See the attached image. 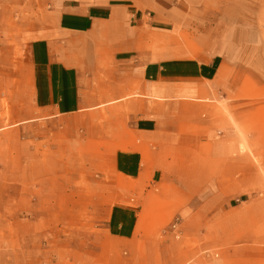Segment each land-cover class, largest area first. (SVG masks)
Returning <instances> with one entry per match:
<instances>
[{
    "label": "rangeland",
    "instance_id": "1",
    "mask_svg": "<svg viewBox=\"0 0 264 264\" xmlns=\"http://www.w3.org/2000/svg\"><path fill=\"white\" fill-rule=\"evenodd\" d=\"M157 1L184 10L182 28L172 25V35L167 23L158 21L168 30L152 28L148 9L139 26L154 44L170 37L181 43L174 53L190 55L198 48L195 14L215 0ZM50 4L0 0V264H264V95L257 80L250 76L249 112L244 123L232 121L236 135L228 142L195 137L193 119L176 113L193 112L192 103L166 105L164 162L139 182L116 173L113 162L133 143L135 108L112 102L51 116L33 105L23 32L53 25ZM248 5L249 42L264 54V0ZM119 206L138 219L131 238L110 228Z\"/></svg>",
    "mask_w": 264,
    "mask_h": 264
},
{
    "label": "crops",
    "instance_id": "2",
    "mask_svg": "<svg viewBox=\"0 0 264 264\" xmlns=\"http://www.w3.org/2000/svg\"><path fill=\"white\" fill-rule=\"evenodd\" d=\"M215 3L210 11L195 14L200 19L195 23L198 48L186 55L174 53L172 48L181 45L178 40L169 37L154 44L139 26L148 9L154 13L152 28L168 30L158 21L182 28L180 22L187 15L180 8L167 9L157 0H51L53 25L23 32L33 105L51 116L112 102L135 108L133 143L118 151L113 162L116 173L139 182L154 176L157 165L164 162L161 147L170 130L164 116L172 114L166 105L193 104V112L176 113L193 119L199 140L204 136L231 141L236 135L232 121L244 123L249 112L250 76L264 95V54L249 42L253 18L249 0ZM220 3H227L224 10H218ZM174 27L169 35L178 29ZM102 51L111 54L106 57ZM115 209L111 230L121 238L133 237L138 219L132 208Z\"/></svg>",
    "mask_w": 264,
    "mask_h": 264
}]
</instances>
